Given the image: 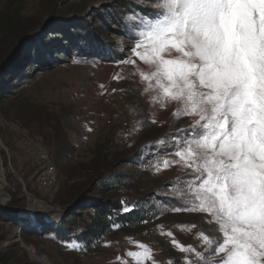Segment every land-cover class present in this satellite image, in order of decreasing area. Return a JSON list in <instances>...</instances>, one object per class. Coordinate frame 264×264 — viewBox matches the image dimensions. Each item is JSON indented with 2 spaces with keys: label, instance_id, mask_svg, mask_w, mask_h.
I'll list each match as a JSON object with an SVG mask.
<instances>
[{
  "label": "rangeland",
  "instance_id": "rangeland-1",
  "mask_svg": "<svg viewBox=\"0 0 264 264\" xmlns=\"http://www.w3.org/2000/svg\"><path fill=\"white\" fill-rule=\"evenodd\" d=\"M137 2L0 0V264H138L128 253L142 251L139 243L152 249L153 259L143 264H184L189 257L196 264L172 240L203 252L198 233L219 235L204 213L155 206L175 187L168 182L188 170L179 163L164 168V158L178 160L173 151L152 155L147 145L188 128L193 118L174 119L175 102L161 108L150 101L136 74L147 66L138 58L117 63L129 55L121 49L135 43L123 17L139 11ZM94 40L108 52L91 51ZM39 58L48 62H31ZM100 178L111 189L101 190ZM120 195L144 202L137 211L149 212L147 218L82 242L95 206ZM73 237L83 249L67 246Z\"/></svg>",
  "mask_w": 264,
  "mask_h": 264
},
{
  "label": "snow or ice",
  "instance_id": "snow-or-ice-1",
  "mask_svg": "<svg viewBox=\"0 0 264 264\" xmlns=\"http://www.w3.org/2000/svg\"><path fill=\"white\" fill-rule=\"evenodd\" d=\"M136 8L123 17V31L135 43L121 49L129 55L117 63L138 58L147 66L136 74L150 101L161 108L175 102L174 119L193 118L188 128L147 145L152 155L173 151L178 160L164 158V168L179 163L188 170L168 182L175 187L155 206L204 213L219 233H198L203 252L172 244L194 254L196 264H264V0H138ZM136 207L122 200L118 212ZM65 243L84 247L75 237ZM138 247L128 253L138 264L153 259L148 245Z\"/></svg>",
  "mask_w": 264,
  "mask_h": 264
},
{
  "label": "trees",
  "instance_id": "trees-1",
  "mask_svg": "<svg viewBox=\"0 0 264 264\" xmlns=\"http://www.w3.org/2000/svg\"><path fill=\"white\" fill-rule=\"evenodd\" d=\"M118 21V20H116ZM119 27L121 26L120 22H116ZM87 47L91 49V51H96L97 53H105L108 52V45L104 44L101 40H94V41H89ZM75 50V47H73ZM77 50V49H76ZM110 52V51H109ZM30 53V52H29ZM95 53V54H97ZM33 58V57H32ZM34 62L33 64H40L43 65V63L48 62L47 59L44 58H39L36 61H31ZM121 178L118 180V178ZM116 179L114 176L111 178L113 180L111 181H122L125 179L124 177H127L126 174H122L120 176H117ZM111 182L110 181H103L101 178L98 180V187L102 190L103 188L105 189H111L110 187ZM127 200L126 197L123 195H120V197H115L114 200L107 201L105 203L96 205L94 208V214L91 219V224L90 227L82 232L81 234V241L85 243H89L92 240L98 239L102 234L106 233L113 224H119L120 227L125 226V225H132L136 224L139 221L147 218V214L149 212H145V214H140L137 210L139 207L145 205L144 202L138 201L136 203L137 206L135 210H133L130 213H120L118 210L121 208V201ZM111 218V219H110ZM61 222H58L57 224H60Z\"/></svg>",
  "mask_w": 264,
  "mask_h": 264
},
{
  "label": "built area",
  "instance_id": "built-area-1",
  "mask_svg": "<svg viewBox=\"0 0 264 264\" xmlns=\"http://www.w3.org/2000/svg\"><path fill=\"white\" fill-rule=\"evenodd\" d=\"M28 252H29L30 256H31L33 259H35V260H37V261H40V262L42 261V259H43L42 254L38 253L34 248L29 247V248H28Z\"/></svg>",
  "mask_w": 264,
  "mask_h": 264
},
{
  "label": "bare ground",
  "instance_id": "bare-ground-1",
  "mask_svg": "<svg viewBox=\"0 0 264 264\" xmlns=\"http://www.w3.org/2000/svg\"><path fill=\"white\" fill-rule=\"evenodd\" d=\"M26 151V150H25ZM28 155V154H27Z\"/></svg>",
  "mask_w": 264,
  "mask_h": 264
}]
</instances>
